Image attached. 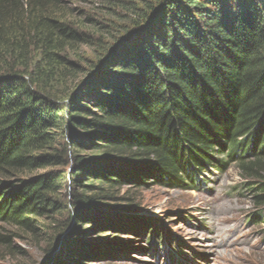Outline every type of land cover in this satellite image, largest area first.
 Returning <instances> with one entry per match:
<instances>
[{
  "label": "trees",
  "instance_id": "trees-1",
  "mask_svg": "<svg viewBox=\"0 0 264 264\" xmlns=\"http://www.w3.org/2000/svg\"><path fill=\"white\" fill-rule=\"evenodd\" d=\"M94 1L128 16L112 29L120 48L80 88L97 65L71 58L79 46L102 48L101 14L70 17L65 0H0V173L58 168L1 188L0 218L32 232L64 191L74 222L117 227L104 207L114 189L149 179L196 187L198 172L228 161L264 204V0ZM150 232L155 248L159 226Z\"/></svg>",
  "mask_w": 264,
  "mask_h": 264
},
{
  "label": "rangeland",
  "instance_id": "rangeland-1",
  "mask_svg": "<svg viewBox=\"0 0 264 264\" xmlns=\"http://www.w3.org/2000/svg\"><path fill=\"white\" fill-rule=\"evenodd\" d=\"M65 1L70 17L80 13L82 17H96L98 11L101 14L97 15L98 23L105 25L96 40L102 48L95 44L79 46L71 58L87 70L102 62L116 44L120 33L112 29L124 23L116 18L128 14H120L116 9L115 13L110 12L112 8L94 0ZM85 152L91 153V148ZM210 165L197 173L196 187H172L149 179L146 183L114 189L117 198L106 202L104 207L111 211L114 221L120 220L117 227L111 223L99 227L95 223L74 222V215H68L64 191L57 197L62 204L59 211L37 218L32 232L0 218V264H49L57 255L69 264H77L76 254L83 257L79 264H264V204L256 203L254 192L242 185L250 184V180L240 176L234 161H228L222 168ZM57 169L0 173V190ZM136 219L150 224L146 229L135 228L130 221ZM156 224L159 233L153 238L154 248L149 231ZM68 234L72 235L69 244H76L71 248L75 249V255L69 259L64 254ZM79 243L91 244L98 251L81 249Z\"/></svg>",
  "mask_w": 264,
  "mask_h": 264
},
{
  "label": "water",
  "instance_id": "water-1",
  "mask_svg": "<svg viewBox=\"0 0 264 264\" xmlns=\"http://www.w3.org/2000/svg\"><path fill=\"white\" fill-rule=\"evenodd\" d=\"M119 48H120V45L114 46L108 51V53L103 58L102 62L97 64L96 66L97 69L92 74H90L88 77L84 79L83 83L80 85V88H82L84 85L90 82L99 73V71L105 67L107 61L118 51Z\"/></svg>",
  "mask_w": 264,
  "mask_h": 264
}]
</instances>
